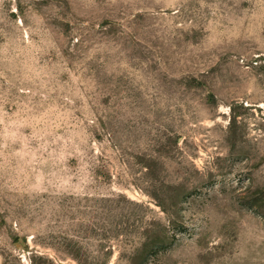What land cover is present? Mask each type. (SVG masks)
Returning a JSON list of instances; mask_svg holds the SVG:
<instances>
[{
	"label": "rangeland",
	"instance_id": "rangeland-1",
	"mask_svg": "<svg viewBox=\"0 0 264 264\" xmlns=\"http://www.w3.org/2000/svg\"><path fill=\"white\" fill-rule=\"evenodd\" d=\"M0 256L264 264V0H0Z\"/></svg>",
	"mask_w": 264,
	"mask_h": 264
},
{
	"label": "crops",
	"instance_id": "crops-1",
	"mask_svg": "<svg viewBox=\"0 0 264 264\" xmlns=\"http://www.w3.org/2000/svg\"><path fill=\"white\" fill-rule=\"evenodd\" d=\"M0 264H4V263H3V259H2L1 256H0Z\"/></svg>",
	"mask_w": 264,
	"mask_h": 264
},
{
	"label": "trees",
	"instance_id": "trees-1",
	"mask_svg": "<svg viewBox=\"0 0 264 264\" xmlns=\"http://www.w3.org/2000/svg\"><path fill=\"white\" fill-rule=\"evenodd\" d=\"M18 241H15V243H17Z\"/></svg>",
	"mask_w": 264,
	"mask_h": 264
}]
</instances>
